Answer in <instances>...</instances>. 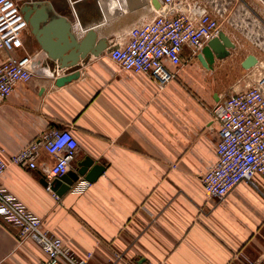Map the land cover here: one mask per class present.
Here are the masks:
<instances>
[{
  "label": "crops",
  "instance_id": "crops-1",
  "mask_svg": "<svg viewBox=\"0 0 264 264\" xmlns=\"http://www.w3.org/2000/svg\"><path fill=\"white\" fill-rule=\"evenodd\" d=\"M20 1L22 11L25 5L37 7L32 16L45 7L49 20L71 22V33L79 39L96 31L94 50L102 40L109 47L99 55L90 53L78 66L80 76L58 87L56 78L71 69L58 68L59 60L50 57L43 39L65 56L71 53V39L53 31L37 35L28 23L23 48L14 54L36 56L42 68L0 102V148L8 163L0 187L77 257L91 253L89 264L263 260L264 174L256 178V186L242 182L224 199L208 195L201 180L216 163L220 139L210 108L255 84L264 67L260 0H177L196 19L203 10L216 15L220 32L235 47L213 69L201 65L200 51L184 47L183 65L166 85L150 75L123 72L108 54L117 40L126 41L133 26L154 19L161 5L157 8L151 0ZM249 55L258 63L246 70L242 63ZM6 58L0 50V64ZM52 129H70L78 141L70 171L87 157L93 165L105 166L95 182L80 177L61 197L42 184L45 170L56 161L42 146L35 169L11 162ZM42 259L46 255L41 247L32 239L21 240L19 230L0 217V264H36Z\"/></svg>",
  "mask_w": 264,
  "mask_h": 264
},
{
  "label": "built area",
  "instance_id": "built-area-1",
  "mask_svg": "<svg viewBox=\"0 0 264 264\" xmlns=\"http://www.w3.org/2000/svg\"><path fill=\"white\" fill-rule=\"evenodd\" d=\"M160 2L162 7L154 19L133 26L126 41L117 40L108 54L123 72L150 75L166 85L176 79L183 65L184 47L201 51L219 35L220 23L210 11H201L196 19L181 1ZM260 2L264 8V0ZM27 28L21 1L0 0V50L7 53L0 64V102L11 95L17 84L30 81L42 68L36 56L14 54L23 48L22 35ZM210 114L219 125L220 139L216 146V163L201 180L208 195L224 199L242 182L256 186V178L264 174V67L255 84L225 96L210 108ZM41 146L56 160L45 170L47 180L70 171L78 149V141L70 129L48 131L41 139L24 147L11 162L35 169ZM7 167L0 148V176ZM0 217L19 230L21 240L32 239L41 247L46 259L36 264H89L91 253L84 258L77 257L67 243L51 235L40 218L2 187ZM248 264H264V259L249 260Z\"/></svg>",
  "mask_w": 264,
  "mask_h": 264
},
{
  "label": "water",
  "instance_id": "water-1",
  "mask_svg": "<svg viewBox=\"0 0 264 264\" xmlns=\"http://www.w3.org/2000/svg\"><path fill=\"white\" fill-rule=\"evenodd\" d=\"M153 5L157 8L160 7V0H151ZM36 6L25 5L23 7V13L25 18L33 29V32L37 35L50 34L52 31L64 38L69 37L71 43L69 47L71 53L65 56V53H56V50L51 49L44 43L42 46L47 50L50 57L56 60H59L58 68L59 69H71V71L65 75L59 76L56 78V85L58 87L64 86L65 84L76 80L80 76L78 66L81 61L87 60V57L90 53L99 55L103 53L109 46L105 43L104 40L100 41L95 45V50L93 49V40L96 39L97 33L94 30H89L81 38L77 33L75 36L71 33L72 23L67 21L64 18H52L49 20V14L47 8L43 7L41 10L37 9V13L32 16V9H36ZM48 9H51L49 7ZM49 20V22H47ZM42 22H47L42 29H40V24ZM45 44V45H44ZM235 47V44L231 39L224 33L220 32L217 37H214L210 40L207 45L198 53L197 58L201 65L206 69H213L214 64L217 60L225 59L230 56V50ZM258 63V59L254 55H249L242 63L244 69L248 70L255 67ZM105 171V166L102 164L93 165V160L86 158L85 161L79 164L77 170L69 171L67 174L55 178L52 181L47 180V177L44 176L42 179V184L44 187L52 190L55 195L61 197L71 190L75 183H77L80 177H83L87 182H95Z\"/></svg>",
  "mask_w": 264,
  "mask_h": 264
},
{
  "label": "rangeland",
  "instance_id": "rangeland-1",
  "mask_svg": "<svg viewBox=\"0 0 264 264\" xmlns=\"http://www.w3.org/2000/svg\"><path fill=\"white\" fill-rule=\"evenodd\" d=\"M102 1V0H101Z\"/></svg>",
  "mask_w": 264,
  "mask_h": 264
}]
</instances>
